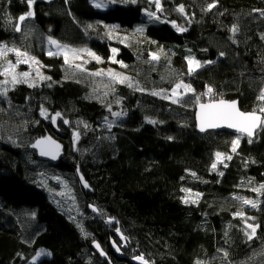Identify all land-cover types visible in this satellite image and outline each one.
I'll return each mask as SVG.
<instances>
[{
    "label": "trees",
    "instance_id": "1",
    "mask_svg": "<svg viewBox=\"0 0 264 264\" xmlns=\"http://www.w3.org/2000/svg\"><path fill=\"white\" fill-rule=\"evenodd\" d=\"M29 30L49 78L0 95V264L40 250L37 264H264V123L249 143L195 118L218 100L264 114V0H0V45ZM50 41L119 76L50 55ZM46 137L63 145L56 164L33 149ZM43 171L67 181L82 219L38 185Z\"/></svg>",
    "mask_w": 264,
    "mask_h": 264
},
{
    "label": "rangeland",
    "instance_id": "2",
    "mask_svg": "<svg viewBox=\"0 0 264 264\" xmlns=\"http://www.w3.org/2000/svg\"><path fill=\"white\" fill-rule=\"evenodd\" d=\"M35 38L37 41H40L38 37ZM20 41L21 43H16L14 45L7 43L0 45V95L5 94L16 85L25 84L29 87H35L49 78L46 66L36 55V52L46 44L42 43L40 46L36 47L32 30H29L28 33L22 32ZM48 53L50 55L61 54L68 63L72 65L75 64L88 72L91 70L92 73H100L102 76H106V74L109 73L117 74L114 70H109L99 65L101 63L100 59L99 61L95 59L93 55L89 54L92 52H87V49L66 48L59 45L57 42L54 44L50 41L48 43ZM95 57L97 56L95 55ZM86 71L85 73H87ZM23 73H28V75L24 76ZM181 89L187 93L190 91L188 87L187 89L182 87L178 90ZM178 96L179 94H175V97ZM44 174V172L39 174L38 180L43 186L44 184L46 185L51 198L70 209H77V201L72 195L67 181L64 178L56 177V175ZM187 194V202H193L198 197L192 192H188ZM45 256L48 257L50 254L40 250L35 257L31 259L29 264H37Z\"/></svg>",
    "mask_w": 264,
    "mask_h": 264
},
{
    "label": "water",
    "instance_id": "3",
    "mask_svg": "<svg viewBox=\"0 0 264 264\" xmlns=\"http://www.w3.org/2000/svg\"><path fill=\"white\" fill-rule=\"evenodd\" d=\"M221 101L224 102V105L227 104H232L235 103L236 104V108L238 109L239 112L241 113H245V114H251V113H246L244 111L241 110L240 108V104L238 101L235 102H229V101H225V100H218V101H213V102H209V103H202L203 105H220L221 107H223L224 105H221ZM200 104V105H202ZM200 105L197 107L196 110V123H197V127L198 130L201 133H208V132H227L229 134L235 135V136H241V137H246V138H250V139H254L256 134L262 129L263 127V123H264V114L263 113H254L256 116L260 117V121L257 122L258 126L254 127L252 129V135L251 137H249V135L246 132H240L238 129L236 128H229L227 127L226 124L220 126V127H216V128H210L207 127V123H205L204 126V130H201V107ZM52 125L53 127L57 130V132H59V130L57 129L58 126V120L55 118L52 121ZM40 159L46 161V162H50L53 164L58 163L59 161L63 160L64 157V148L63 145L60 141H58L55 138H44L39 140L34 148H33ZM79 180L83 186V188L88 191L91 192V189L89 187V184L85 181V178L82 175H79ZM122 242H123V246L119 247L117 244H115L114 242H112L111 248L113 250V252L120 258H123V250H125L127 248V245L125 243V240L123 238H121ZM94 251L101 257L102 260L106 261L108 260V256L107 254L102 250L100 244L98 242L93 243L92 245ZM151 264L150 262L146 261L145 258L143 257V260H140L137 258H133L131 259V263L132 264Z\"/></svg>",
    "mask_w": 264,
    "mask_h": 264
},
{
    "label": "snow or ice",
    "instance_id": "4",
    "mask_svg": "<svg viewBox=\"0 0 264 264\" xmlns=\"http://www.w3.org/2000/svg\"><path fill=\"white\" fill-rule=\"evenodd\" d=\"M133 2H135V0H133ZM97 7H100L99 4L96 5ZM181 11H183V9L181 8ZM29 16L33 15L32 12L28 13ZM149 15H153L152 13H149ZM25 17H20V20H24ZM89 27H91V25H89ZM178 30H183V29H178ZM233 31H235V29H233ZM52 43H56V41H51ZM19 54V53H18ZM90 55H93V57L95 59H97L99 61V57H95V54L93 53H89ZM158 57L154 56L153 59H157ZM193 61L189 60V71H192L194 69L191 68ZM196 67H199L200 64L198 61L195 62ZM96 75H99L100 73H95ZM112 74V73H109ZM24 76H27L28 73H23ZM112 75H116L119 76V74H112ZM15 79V77H14ZM129 78L127 77H123L120 82L124 83L125 81H127ZM129 86H131L129 84ZM186 88L188 86L183 85V84H177L176 85V89H180V88ZM209 93L212 92V89L209 88L208 89ZM173 94L175 95V90L173 91ZM261 99H264V94L261 95ZM177 102V101H174ZM221 105H224V102L221 101ZM201 107V130H204V126L205 123H207V127L210 128H216V127H220L224 124L227 125V127L229 128H236L238 129L240 132H246L249 137H251L252 135V129L254 127H257L258 124L257 122L260 121V117L256 116L254 113L251 114H245V113H241L238 111V109L236 108V104L232 103V104H227L224 105L223 107H221L220 105H200ZM264 111V110H262ZM239 143V140L234 142V146H233V151H235V145ZM249 143H251V139H249ZM221 154H217V157L219 158ZM228 159H231V157L229 156ZM213 167H215V165H213ZM264 187V186H262ZM187 202V201H185ZM245 203H249L252 204L253 207H255V203L252 201H245ZM249 227H252L251 225H249ZM252 232H255V228H252ZM251 239V236L249 237ZM138 259L143 260V257H138ZM146 264V262H145Z\"/></svg>",
    "mask_w": 264,
    "mask_h": 264
},
{
    "label": "bare ground",
    "instance_id": "5",
    "mask_svg": "<svg viewBox=\"0 0 264 264\" xmlns=\"http://www.w3.org/2000/svg\"><path fill=\"white\" fill-rule=\"evenodd\" d=\"M43 172H47V171H43ZM43 172H41V173H43ZM78 173V176L79 175H82L80 172H77ZM44 175H46V174H44ZM38 176H39V174L37 175V183H38V185L40 186V187H42L43 189L44 188H46V185L44 184V186L40 183V181L38 180ZM83 176V175H82ZM84 177V176H83ZM85 178V177H84ZM85 181H86V179H85ZM87 182V181H86ZM88 183V182H87ZM79 184H80V187H81V189L83 190V191H85V192H88V191H86L84 188H83V186H82V184H81V182H80V180H79ZM89 184V183H88ZM89 187H90V185H89ZM90 189H91V187H90ZM48 191V190H47ZM91 192H92V189H91ZM49 193V192H48ZM90 193V192H89ZM50 195V194H49ZM72 195L74 196V194L72 193ZM50 198H51V196H50ZM52 199V198H51ZM76 199V201L78 202V199L77 198H75ZM54 201H56L57 203H58V201L57 200H54ZM58 205H59V207H61L62 209H69L70 210V208L69 207H67V206H65V205H62V204H60V203H58ZM77 209H78V207H77ZM77 209H71V213L69 212V215H70V217L72 216V215H76V217L78 218V219H82V217H81V215H80V213H78V211H77ZM91 210L94 212V213H96L97 214V210H96V208L95 207H92L91 208ZM76 213H78V214H76ZM120 238H123L124 240H125V238L120 234ZM95 242H98L99 244H100V246H101V248H102V250L107 254V256H108V260H106V261H109V254L107 253V251H105L104 249H103V247H102V245H101V243L98 241V240H95L93 243H95ZM112 242H114L115 244H117L116 243V241L115 240H113ZM112 242H110V244L112 243ZM121 242H122V240H121ZM93 243H92V245H93ZM125 243H126V245L128 246V244H127V241L125 240ZM92 245H91V247H92ZM119 247H122L123 246V242H122V245H119V244H117ZM111 246V245H110ZM92 249H93V247H92ZM94 250V249H93ZM95 252V251H94ZM123 252V256L124 257H126L125 256V252H124V250L122 251ZM99 256V255H98ZM100 257V256H99ZM140 257H142V256H140ZM101 258V257H100ZM104 261V260H103Z\"/></svg>",
    "mask_w": 264,
    "mask_h": 264
}]
</instances>
